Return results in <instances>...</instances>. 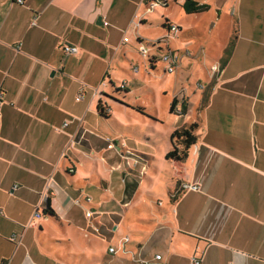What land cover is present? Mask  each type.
I'll use <instances>...</instances> for the list:
<instances>
[{"label": "crops", "instance_id": "obj_1", "mask_svg": "<svg viewBox=\"0 0 264 264\" xmlns=\"http://www.w3.org/2000/svg\"><path fill=\"white\" fill-rule=\"evenodd\" d=\"M154 1L153 8L168 4ZM194 1L207 6L202 13L212 11L213 27L223 36L203 43L200 56L190 40L177 41L173 72L161 66L170 75L166 81L172 78L161 88L163 112L176 115L168 137L195 123L196 139L181 164L164 158L170 146L165 140L167 177L150 163L151 155L134 153L148 166H141L148 171L142 176L150 183L158 176L168 195L167 203L158 201L157 212L148 209L140 219V183L131 163L119 161L127 149L115 145L116 156L104 136L109 129L121 132L112 121L134 133L133 126L112 117L114 103L140 115L147 107L105 95L121 88L115 83L124 76L118 70L135 64L140 43L165 37L143 38L142 25L153 9L149 0H0V264L19 263L33 234L34 213L47 204L55 216L63 213L67 225L83 232L94 228L111 243L127 236L123 223L131 220L128 208H135L138 237L130 236L113 255L102 252L104 264H193L194 258L200 264H264V0ZM126 31L136 34L134 43L123 41ZM233 35L232 52L221 64ZM64 45L76 47V53L65 54ZM143 62L145 71L148 58ZM139 69L135 65L131 72ZM130 76L132 89L122 81L127 96L148 87ZM78 94L82 99L75 100ZM152 94L148 117L155 121L156 89ZM99 101L106 118L96 111ZM76 197L96 199L93 204L80 199L84 222L73 214ZM87 208L94 217L86 215Z\"/></svg>", "mask_w": 264, "mask_h": 264}, {"label": "rangeland", "instance_id": "obj_2", "mask_svg": "<svg viewBox=\"0 0 264 264\" xmlns=\"http://www.w3.org/2000/svg\"><path fill=\"white\" fill-rule=\"evenodd\" d=\"M158 3L163 5L162 0H158ZM166 5V7L160 6L151 10L149 21L142 25V28L146 30L144 31L146 33V36L143 37L144 40L166 35V29L161 26V23L165 18H168L171 24H175L180 27V32L175 35L174 41H172V48L176 45V43H178L177 41L185 42L190 40L192 43V46L190 47H194L193 49L200 56L201 46L203 43L209 42L208 44L212 45L214 41L219 39L218 36H223V33L222 35H219L218 25L213 27L216 20L211 18L212 11L202 14L186 15L177 1L168 0V4ZM123 36H126V39L132 41L133 43L136 39L135 33L130 34L127 33V31L123 34ZM128 44L130 43H126V45ZM212 49L211 54H216V49L214 47H212ZM149 50L153 51L151 48ZM198 55L196 56L198 57ZM144 59L140 53L136 51L134 53L135 64L132 66H130L129 63L121 65L127 72H123L119 69L118 71L123 73L124 76L120 75L115 81V83L121 87L123 86L122 81L127 82L126 86L130 89L131 86L129 84L134 82L130 75L134 74V76L136 75L139 83H144L148 86L147 88H144L145 90H137L139 94L136 92L122 97V95L125 94L123 92V94L117 96L119 98H123L125 101L131 102V105H136V102H138L139 104L147 107V109H144L145 111H141L144 115H140L134 110H127L124 109V107H119L117 104L112 102L114 103L113 108H111L112 117L116 119L118 123L124 124V126H133L132 129L134 130V133L124 130L123 127L119 128L115 121H112L109 123L110 126L112 128L116 127L121 129V132L109 129L110 136H104L110 139V143L113 146V149L110 151L114 154L115 145H122L124 149H127L125 150V155H121L122 157H119H124L123 160L121 159L119 161H121V164L124 166L125 163H131L130 168L134 169L133 173L136 175V182L140 183V195H138L137 203V209L140 211L137 215H140L138 216L140 219H143L148 209L152 212H157L158 201L163 202L164 204L167 203L168 195L166 193L165 186H162L159 183L160 179L158 176H154L151 183L147 178L142 176L143 174H147L148 171L144 172L141 170V166H148L146 163L139 161L137 157L134 156V153L139 155H151L154 160L150 163L157 166V170H161L159 172H162L163 176L167 177V173H165V170L163 169L168 167H166L167 165H165L161 153L165 147V140L169 138V129L172 127L174 122H176V115L169 117L167 111L163 112V97L160 96L163 94L161 92V88H163L165 83L168 85L171 84L172 78L170 77L169 81H166V77L170 75L162 73L161 66L164 65L160 61L157 62L158 65L155 69H149V67L146 66L145 71H142L141 66H143L142 64L144 63ZM135 65H140L141 68L137 71V74H135L134 71L133 73L131 72V69H133V66ZM152 89H156L157 92L156 112L158 120L155 121L148 117H152V115L149 114V112L152 111L151 109H153ZM135 133L138 134L136 135ZM114 141H116V144ZM107 142L108 141L106 140L104 141L105 147ZM130 150H132L133 153ZM147 170L153 173V169L147 168ZM124 172L127 171L124 170ZM119 179L122 182L123 177L121 173L119 175ZM80 199L86 198L76 197L73 199V205H76L74 207L73 214L79 220H82L81 222H84L80 209L85 208H83L84 206ZM87 199L91 200L92 204L96 202V199ZM134 209L133 207L128 208V214L130 211L131 215L127 216H129L131 220L125 218L123 228L128 226L129 231L127 236L129 238L132 237L136 239L138 234L134 232V229H136V226L140 222L136 219L134 215L135 213H131V211L135 212ZM96 210L97 209L95 208V211ZM87 211L90 212V215H93L92 217L95 216L94 212L89 208H87ZM38 212L40 213V219H36L33 222L35 227L33 226V234L30 236V243L28 247L19 255L20 258H18V264H104L101 258L102 252L108 251L109 247H114L119 249V251L122 248V243H120V241L114 240V242L111 243L110 240L106 238V235H103L101 232H96L94 228L88 227L87 230L83 232L78 231L79 229L75 226L67 225L65 220L60 217L63 213L57 214L55 217L47 218L42 213V210H39ZM81 226H83V223ZM115 236L119 237L117 234H115ZM122 252L123 251L120 253L122 254Z\"/></svg>", "mask_w": 264, "mask_h": 264}, {"label": "trees", "instance_id": "obj_3", "mask_svg": "<svg viewBox=\"0 0 264 264\" xmlns=\"http://www.w3.org/2000/svg\"><path fill=\"white\" fill-rule=\"evenodd\" d=\"M180 6L182 7V10L185 12V14H195V13H202L204 11L207 10V6L204 4H199L198 2L194 1V0H183L182 3H180ZM169 21L167 19H164V21L161 23V26L165 29L168 28L169 25ZM236 40V36L233 35L230 40L227 43V46L224 48V54L221 57V64H224L225 62H227L233 46H234V41ZM138 42L140 41L139 39L137 40ZM162 38L157 39L156 41H149V42H143V44H145L149 49H153V51H155V53H159L161 51H163V48L160 47V45L162 46ZM140 43V42H139ZM149 61V68H153V66L155 65V63L158 61L155 56H150L148 58ZM123 92L125 93L124 95H122V97L128 93L124 87L121 88H113L112 89V93L111 95H105L108 98H110V100L117 102V103H122L124 104L119 97H117L118 95L123 94ZM207 94L204 93V95L201 97V106H203L206 103L207 100ZM136 110L140 111L143 108L137 106L135 107ZM96 111L97 113L102 116V117H107V109H105V106H103L101 104V102L99 101L96 107ZM195 123H191L190 125L187 126H179L177 127L170 135V137L168 138L169 140V150L167 153L164 154V158L167 161H171V162H178V163H184L188 157V155L190 154L192 148L195 145V139L196 136L194 134V128H195ZM178 192L175 194H172L170 196V198L173 200L176 198ZM42 213L45 215V217H55V214H53L52 210L49 208V204H47L46 206H44L42 208Z\"/></svg>", "mask_w": 264, "mask_h": 264}, {"label": "built area", "instance_id": "obj_4", "mask_svg": "<svg viewBox=\"0 0 264 264\" xmlns=\"http://www.w3.org/2000/svg\"><path fill=\"white\" fill-rule=\"evenodd\" d=\"M16 2L18 4H23V0H16ZM149 7L153 8L156 4V2L154 0H149ZM163 4H166V0L163 2ZM179 28L174 25V24H170L168 25V28L166 29V35L165 37H161L162 38V47H163V51L159 52L158 54H155V52L150 55L149 54V48L144 44H139V53L143 58H149L150 56H155V58L160 61L161 63H163V70L164 72L170 74L173 72V68L176 66L177 62H178V56L175 54V50L172 48V41H174L175 35L178 33ZM123 41H127L126 38H123ZM77 48L74 46H68V45H64L62 48V51L65 54H74L76 53ZM217 68H219L218 65H215L212 68V71L215 72L217 70ZM82 99V95L78 94L77 97H75V100H79ZM63 125H66V123H63ZM112 144L108 143V148H112ZM183 188H189V189H193L196 190L197 187L194 185H188V184H184ZM87 201H89V199L86 198ZM87 216H90V212L87 211L86 212ZM40 217V213L38 211H35L34 213V218L38 219ZM128 236H125L122 238V243H125L128 240ZM118 251V249L114 248V247H109V250L107 251L108 254H115ZM155 260L160 259L159 255H155ZM142 263H146L148 264L145 260L141 261ZM193 264H200V260L198 258H194L192 261Z\"/></svg>", "mask_w": 264, "mask_h": 264}]
</instances>
